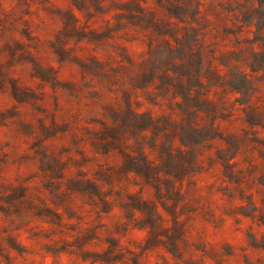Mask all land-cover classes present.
I'll return each mask as SVG.
<instances>
[{"label":"clouds","instance_id":"1","mask_svg":"<svg viewBox=\"0 0 264 264\" xmlns=\"http://www.w3.org/2000/svg\"><path fill=\"white\" fill-rule=\"evenodd\" d=\"M0 264H264V0H0Z\"/></svg>","mask_w":264,"mask_h":264}]
</instances>
